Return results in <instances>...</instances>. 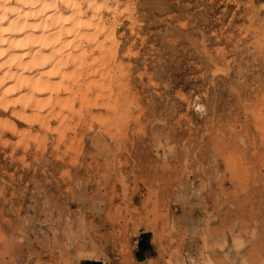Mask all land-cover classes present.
<instances>
[{
  "label": "rangeland",
  "instance_id": "1",
  "mask_svg": "<svg viewBox=\"0 0 264 264\" xmlns=\"http://www.w3.org/2000/svg\"><path fill=\"white\" fill-rule=\"evenodd\" d=\"M96 1L81 94L0 128V264H132L145 229L160 264H264V0Z\"/></svg>",
  "mask_w": 264,
  "mask_h": 264
},
{
  "label": "bare ground",
  "instance_id": "2",
  "mask_svg": "<svg viewBox=\"0 0 264 264\" xmlns=\"http://www.w3.org/2000/svg\"><path fill=\"white\" fill-rule=\"evenodd\" d=\"M86 2L82 12L76 0H0L1 132H16L24 123L38 122L41 127L44 112L49 118L56 107L67 106L71 100L62 101L59 93L81 94L72 89L80 81L70 77L77 69L70 74L66 67L72 64L78 68L90 54L82 44L96 46L92 52L99 53L108 42L116 44L115 25L106 26L99 14L104 10L116 14L117 5L111 10L107 3ZM63 114L59 108L55 116L62 118ZM23 131L22 137L29 134V130Z\"/></svg>",
  "mask_w": 264,
  "mask_h": 264
},
{
  "label": "crops",
  "instance_id": "3",
  "mask_svg": "<svg viewBox=\"0 0 264 264\" xmlns=\"http://www.w3.org/2000/svg\"><path fill=\"white\" fill-rule=\"evenodd\" d=\"M174 234V233H173ZM154 234L150 230H141L131 243L132 264H160L158 247L154 243ZM174 244V238L171 240ZM131 262V261H130ZM77 264H127L120 257H89L81 258Z\"/></svg>",
  "mask_w": 264,
  "mask_h": 264
}]
</instances>
